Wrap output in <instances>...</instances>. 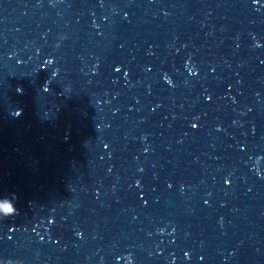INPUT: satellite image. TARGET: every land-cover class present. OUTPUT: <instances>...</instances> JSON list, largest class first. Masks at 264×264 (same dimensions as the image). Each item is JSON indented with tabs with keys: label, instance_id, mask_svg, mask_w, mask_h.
<instances>
[{
	"label": "water",
	"instance_id": "1",
	"mask_svg": "<svg viewBox=\"0 0 264 264\" xmlns=\"http://www.w3.org/2000/svg\"><path fill=\"white\" fill-rule=\"evenodd\" d=\"M264 0H0V264H35L218 69ZM11 194L18 198L13 199Z\"/></svg>",
	"mask_w": 264,
	"mask_h": 264
},
{
	"label": "clouds",
	"instance_id": "2",
	"mask_svg": "<svg viewBox=\"0 0 264 264\" xmlns=\"http://www.w3.org/2000/svg\"><path fill=\"white\" fill-rule=\"evenodd\" d=\"M11 196L13 197V199H18L16 196H15V194H11ZM0 208H3V210L5 211V212H11L12 211V209H11V207H10V204H9V202H8V200L7 199H5V201L3 202V203H0Z\"/></svg>",
	"mask_w": 264,
	"mask_h": 264
}]
</instances>
